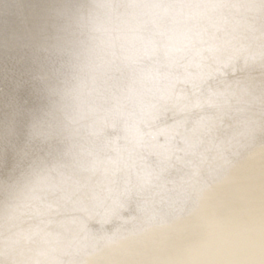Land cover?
<instances>
[{
    "label": "clouds",
    "instance_id": "1",
    "mask_svg": "<svg viewBox=\"0 0 264 264\" xmlns=\"http://www.w3.org/2000/svg\"><path fill=\"white\" fill-rule=\"evenodd\" d=\"M0 264H264V0H0Z\"/></svg>",
    "mask_w": 264,
    "mask_h": 264
}]
</instances>
